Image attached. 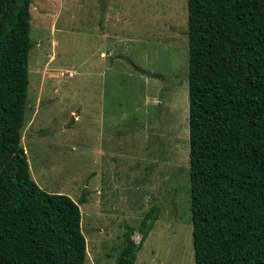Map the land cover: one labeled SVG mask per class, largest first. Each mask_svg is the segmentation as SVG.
<instances>
[{
    "label": "rangeland",
    "instance_id": "1",
    "mask_svg": "<svg viewBox=\"0 0 264 264\" xmlns=\"http://www.w3.org/2000/svg\"><path fill=\"white\" fill-rule=\"evenodd\" d=\"M21 141L46 191L80 201L85 264H195L188 0H32Z\"/></svg>",
    "mask_w": 264,
    "mask_h": 264
},
{
    "label": "trees",
    "instance_id": "2",
    "mask_svg": "<svg viewBox=\"0 0 264 264\" xmlns=\"http://www.w3.org/2000/svg\"><path fill=\"white\" fill-rule=\"evenodd\" d=\"M32 0H0V264H85L80 201L44 190L22 144ZM195 264H264V0H188ZM127 225L116 264H136Z\"/></svg>",
    "mask_w": 264,
    "mask_h": 264
}]
</instances>
